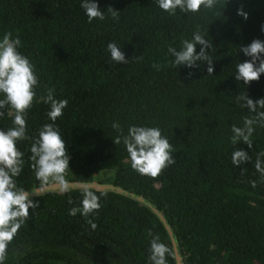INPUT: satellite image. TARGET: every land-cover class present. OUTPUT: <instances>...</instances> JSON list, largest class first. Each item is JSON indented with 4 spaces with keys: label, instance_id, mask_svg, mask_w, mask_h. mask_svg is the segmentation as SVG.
Instances as JSON below:
<instances>
[{
    "label": "trees",
    "instance_id": "16d2710c",
    "mask_svg": "<svg viewBox=\"0 0 264 264\" xmlns=\"http://www.w3.org/2000/svg\"><path fill=\"white\" fill-rule=\"evenodd\" d=\"M93 2L105 11L104 21L89 23L81 0H0V38L5 32L18 37V51L39 77L27 134L51 122L40 100L45 85L68 100L56 124L71 157L66 178L74 184L63 195L49 188L32 197L39 208L29 209L5 264H148L149 231L173 249L168 264H264V183L252 188L247 182L259 179L253 164L255 153L264 151V128L254 132L251 149L242 141L235 146L253 157L241 165L247 167L244 176L231 163L230 141L231 125L250 115L236 95L264 97V74L248 86L233 76L235 65L250 59L239 47L264 41V0H229L220 17L203 9L169 15L156 0ZM109 6L120 11L118 22L108 16ZM241 6L247 20L237 15ZM196 25L208 28L212 75L206 63L171 66L168 47L179 50ZM109 41L121 47L128 64L110 60ZM136 56L143 59L131 61ZM5 112L0 128L6 130L12 110ZM113 121L125 134L129 125L159 127L176 150V163L155 179L139 175L124 145L114 143ZM28 155L17 182L30 190L40 182ZM81 182L93 183L98 196L106 194L95 230L79 214L68 215L74 206L69 197L81 199Z\"/></svg>",
    "mask_w": 264,
    "mask_h": 264
},
{
    "label": "clouds",
    "instance_id": "9594fccd",
    "mask_svg": "<svg viewBox=\"0 0 264 264\" xmlns=\"http://www.w3.org/2000/svg\"><path fill=\"white\" fill-rule=\"evenodd\" d=\"M229 0H156L157 6L169 15H176L177 10L181 13H200L201 10L211 11L215 16L220 17ZM80 7L84 10L89 23L93 20L104 21L105 11H101L98 3L93 0H81ZM108 16L119 21L120 11L109 6ZM237 15L248 19V13L243 6L237 9ZM260 31L264 33V24H261ZM208 28L203 30L196 25L192 33V39H183L182 47L169 46L168 52L174 57L171 66H187L189 69L200 66V63L207 64V73L214 72V61L208 49H212V41L206 38ZM21 44L17 37L12 38L11 32H5L0 38V117L5 115V109H11V126L6 130L0 128V264H5L8 259L9 245L13 242L19 230L30 218L29 209L34 212L39 208L40 201L32 197L41 196L49 188H55L61 195L74 189V184L66 178L70 168V154L68 146L62 137L61 130L56 121L63 116V110L68 105L67 99H57L55 89L44 86L45 94L40 100L48 105L46 116L50 123H45L37 129L33 135H28L27 114L33 106L37 96L36 89L40 87L39 77L36 74L35 66L30 59L18 51ZM200 45V51L196 52V46ZM107 52L110 60L116 64H128L121 47L114 41L107 43ZM239 52H243L250 59L239 62L235 65L234 79L248 86L253 81H258L264 74V41L254 39L250 44L241 45ZM142 56L133 57L131 61L141 60ZM199 62V63H198ZM191 77L192 73H188ZM236 104L247 109L250 115L242 118L241 125H231L230 141L234 146L231 153V163L241 168V176L247 173V167H241L246 162L253 163V157L242 148L235 147L239 142L245 143L249 149L253 147V134L257 128H264V97L253 100L247 91L238 93L235 97ZM111 127L117 135L113 138L116 145H124L130 167L141 176L152 179L157 178L169 166L176 163L172 155L176 151L169 139L162 135L159 127L129 125L127 134L123 127L113 121ZM28 141L24 151L18 147L20 142ZM27 161L35 178L40 182L38 187L30 190L18 185L19 178L25 167V154ZM255 173L259 174L258 180L247 181L252 188L258 183H264V151L255 153L253 164ZM254 173V174H255ZM93 183H79L81 199L77 202L71 197L68 215L75 217L77 214L85 219V223L92 230L97 228L94 222L102 208L101 193L96 194ZM151 237L148 249V264H168V257L173 255V249L161 242L159 234L149 231Z\"/></svg>",
    "mask_w": 264,
    "mask_h": 264
},
{
    "label": "rangeland",
    "instance_id": "374dc122",
    "mask_svg": "<svg viewBox=\"0 0 264 264\" xmlns=\"http://www.w3.org/2000/svg\"><path fill=\"white\" fill-rule=\"evenodd\" d=\"M98 178H99V176H97ZM102 177V176H101ZM96 185H98V184H96Z\"/></svg>",
    "mask_w": 264,
    "mask_h": 264
}]
</instances>
